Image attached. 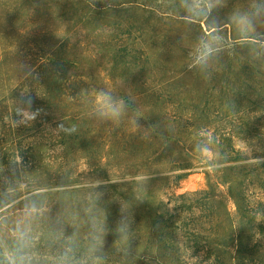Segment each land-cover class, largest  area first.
Masks as SVG:
<instances>
[{
  "label": "rangeland",
  "instance_id": "rangeland-1",
  "mask_svg": "<svg viewBox=\"0 0 264 264\" xmlns=\"http://www.w3.org/2000/svg\"><path fill=\"white\" fill-rule=\"evenodd\" d=\"M0 264H264V0H0Z\"/></svg>",
  "mask_w": 264,
  "mask_h": 264
},
{
  "label": "trees",
  "instance_id": "trees-1",
  "mask_svg": "<svg viewBox=\"0 0 264 264\" xmlns=\"http://www.w3.org/2000/svg\"><path fill=\"white\" fill-rule=\"evenodd\" d=\"M225 141H228V143L226 144V147H225L226 150L221 149V154H223L224 152H226V153H228V154L233 153V152H234L233 147H232V146H231V147L228 146V145L230 144V142H231V139H230V138H229L228 140L225 139L224 142H225ZM223 144H224L223 142H222V143H219V144H218V147H222ZM243 209H244L243 211H247V208H243ZM237 210H238V212L241 211L240 206L237 208Z\"/></svg>",
  "mask_w": 264,
  "mask_h": 264
},
{
  "label": "clouds",
  "instance_id": "clouds-1",
  "mask_svg": "<svg viewBox=\"0 0 264 264\" xmlns=\"http://www.w3.org/2000/svg\"><path fill=\"white\" fill-rule=\"evenodd\" d=\"M211 52V48L208 46V45H205V51H204V54L203 56L201 57V59H203L204 57H206L208 54H210ZM116 110L113 109V112H115Z\"/></svg>",
  "mask_w": 264,
  "mask_h": 264
}]
</instances>
